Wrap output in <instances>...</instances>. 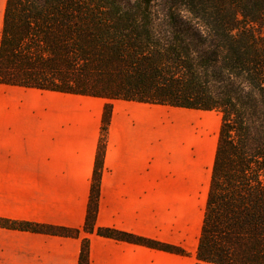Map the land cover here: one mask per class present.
<instances>
[{"label":"trees","instance_id":"trees-1","mask_svg":"<svg viewBox=\"0 0 264 264\" xmlns=\"http://www.w3.org/2000/svg\"><path fill=\"white\" fill-rule=\"evenodd\" d=\"M0 84L222 115L197 264H264V0H7ZM105 106L84 232L179 247L96 225ZM0 227L80 231L0 218ZM89 239L79 264H88Z\"/></svg>","mask_w":264,"mask_h":264},{"label":"crops","instance_id":"crops-1","mask_svg":"<svg viewBox=\"0 0 264 264\" xmlns=\"http://www.w3.org/2000/svg\"><path fill=\"white\" fill-rule=\"evenodd\" d=\"M108 103L96 225L186 254L84 232ZM203 113L0 84V218L80 231L0 227V264H79L84 238L88 264H197L221 126Z\"/></svg>","mask_w":264,"mask_h":264},{"label":"rangeland","instance_id":"rangeland-1","mask_svg":"<svg viewBox=\"0 0 264 264\" xmlns=\"http://www.w3.org/2000/svg\"><path fill=\"white\" fill-rule=\"evenodd\" d=\"M203 114H209V116L218 124H221L222 120V115L219 111L217 110H212V111H203Z\"/></svg>","mask_w":264,"mask_h":264}]
</instances>
